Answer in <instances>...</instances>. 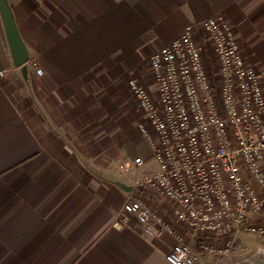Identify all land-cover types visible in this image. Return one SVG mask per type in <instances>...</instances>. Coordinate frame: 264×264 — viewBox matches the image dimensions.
I'll use <instances>...</instances> for the list:
<instances>
[{
  "label": "crops",
  "instance_id": "1",
  "mask_svg": "<svg viewBox=\"0 0 264 264\" xmlns=\"http://www.w3.org/2000/svg\"><path fill=\"white\" fill-rule=\"evenodd\" d=\"M6 1L28 59L24 78L0 16V264H171L174 236L117 221L133 177L118 166L135 152L149 160L127 80L153 90L150 53L216 14L264 68V0ZM229 261L264 264V237H241Z\"/></svg>",
  "mask_w": 264,
  "mask_h": 264
},
{
  "label": "built area",
  "instance_id": "2",
  "mask_svg": "<svg viewBox=\"0 0 264 264\" xmlns=\"http://www.w3.org/2000/svg\"><path fill=\"white\" fill-rule=\"evenodd\" d=\"M29 62L39 74L36 58ZM148 68L153 90L134 78L127 85L155 168L141 155L118 166L133 177L117 221L134 217L146 235L174 236L171 264H235L229 258L241 237H264V69L246 61L222 15L186 25L152 51Z\"/></svg>",
  "mask_w": 264,
  "mask_h": 264
},
{
  "label": "water",
  "instance_id": "3",
  "mask_svg": "<svg viewBox=\"0 0 264 264\" xmlns=\"http://www.w3.org/2000/svg\"><path fill=\"white\" fill-rule=\"evenodd\" d=\"M0 16L13 63L16 66H20L21 73L23 77L26 78L28 52L19 36L11 10L6 0H0ZM129 189L130 186H128V190Z\"/></svg>",
  "mask_w": 264,
  "mask_h": 264
},
{
  "label": "rangeland",
  "instance_id": "4",
  "mask_svg": "<svg viewBox=\"0 0 264 264\" xmlns=\"http://www.w3.org/2000/svg\"><path fill=\"white\" fill-rule=\"evenodd\" d=\"M216 15H219V14H216ZM209 16H213V15H209ZM223 16V15H222ZM208 17V16H207ZM224 17V19L229 23V21H228V19L225 17V16H223ZM230 24V23H229ZM238 40V39H237ZM239 48H240V46H239ZM152 53V52H151ZM150 53V54H151ZM247 61V60H246ZM248 62V61H247ZM249 63V62H248ZM250 64V63H249ZM256 67V66H255ZM149 68H148V64H144L143 66H141V71L144 73V75L145 76H150V74H149V70H148ZM264 69V68H263ZM132 70H126L125 71V73H124V75H123V80L121 79V82L122 81H125V80H127V78L128 77H130L131 75H132ZM132 101V100H131ZM129 102V101H128ZM142 115H140V119H142V117H141ZM139 119V120H140ZM126 122H127V120H126ZM124 123H125V121H124ZM125 125L123 124V127H124ZM130 129L128 128V126H126V128H125V130L123 131V133L125 134V135H128V134H130ZM149 153L147 152V154L146 155H148ZM139 154H136V152L134 153V154H132V156L133 157H135V156H138ZM149 157V156H148ZM155 168V162L153 161V160H149L148 162H147V169H154ZM141 173V170H139V171H137V173L136 174H134V175H139ZM133 174V173H132ZM142 195H145V196H147L148 198H150V194H148V193H146V192H143V194Z\"/></svg>",
  "mask_w": 264,
  "mask_h": 264
}]
</instances>
